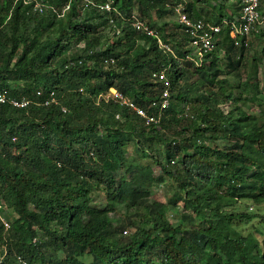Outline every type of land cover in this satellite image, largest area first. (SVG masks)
<instances>
[{
    "label": "trees",
    "instance_id": "1",
    "mask_svg": "<svg viewBox=\"0 0 264 264\" xmlns=\"http://www.w3.org/2000/svg\"><path fill=\"white\" fill-rule=\"evenodd\" d=\"M174 1L0 0V89L34 102L27 110L0 105V206L12 213L8 230L0 221V264H16V255L27 264H264V239L255 252L253 235L227 229L240 220L264 226V214L227 210L251 187L252 201L264 203V118L236 107L251 86L241 78L246 55L254 40L264 42V26L235 46L222 25L217 48L196 67L184 60L192 50L180 24V34L164 33ZM184 2L189 18L214 25L237 24L241 9L240 0ZM135 15L173 54L130 26ZM164 69L170 104L159 117L151 103L161 84L151 75ZM110 88L158 122L97 102ZM50 94L60 105H43ZM135 138L138 154L128 158ZM166 179L172 194L151 201ZM85 254L89 262L79 259Z\"/></svg>",
    "mask_w": 264,
    "mask_h": 264
},
{
    "label": "built area",
    "instance_id": "2",
    "mask_svg": "<svg viewBox=\"0 0 264 264\" xmlns=\"http://www.w3.org/2000/svg\"><path fill=\"white\" fill-rule=\"evenodd\" d=\"M260 4L261 0H240L241 9L237 24L234 22L222 21L220 25H214L203 20L195 21L189 18L185 10L184 0H175L173 5H171L172 10L174 11L173 14L177 23L180 24L181 29L186 36L188 45L192 50V54L185 55L184 60L194 63L196 67H200L205 57H209L217 48L222 25L229 26V35L234 40L235 46L240 43L241 39H245L244 43L247 45L249 36L264 26V11L262 10L261 13L259 10ZM33 8L38 12H42V6L39 3H35ZM100 8L105 10L112 9L108 3L103 4ZM128 23L135 31L157 38L159 49L173 54L170 46L163 44L161 40H159L156 31L150 28L145 20H142L135 15L128 20ZM118 33L119 30H116V34ZM112 62L111 59L105 60V63ZM151 77L161 84V90L158 93L159 100H153L151 103L152 107L158 109V116L160 117L162 110L168 108L170 104V80L167 78L165 69L159 72H153ZM36 94L39 95L40 93L37 92ZM96 99L97 101L102 99L105 102L114 101L119 106L132 110L136 115L144 119L146 124L157 123L159 120V117L155 118L153 115L146 113L145 110L139 108L128 97L122 95L115 89H109L106 94H101ZM32 104H34V102L27 96L21 95L14 97L10 94L8 89H0V105H9L14 109L27 110ZM51 104L60 105L58 100L52 94H50V98L47 99L43 105L49 106ZM61 111L65 113L66 108L61 106ZM185 111H187V108ZM118 118L119 116L117 115L116 119ZM0 221L5 230L10 228L9 221L2 216L1 212ZM16 262L17 264H26L19 255H16Z\"/></svg>",
    "mask_w": 264,
    "mask_h": 264
},
{
    "label": "rangeland",
    "instance_id": "3",
    "mask_svg": "<svg viewBox=\"0 0 264 264\" xmlns=\"http://www.w3.org/2000/svg\"><path fill=\"white\" fill-rule=\"evenodd\" d=\"M223 1V0H222ZM231 3L234 2L235 5H237L238 0H228ZM262 10L264 11V6H262ZM153 18L156 20L154 14ZM156 23L159 21H155ZM161 22H165V34H169L172 31L175 32L177 30V25L175 22V19L173 16H167L161 20ZM155 29L158 30L157 27H159L157 24H155ZM103 33L106 34L109 41L112 42V37L109 34L108 28L106 30H102ZM179 33V32H178ZM180 34V33H179ZM254 48L250 50V52L246 55V66L241 71V78L242 80L249 79V83L251 86L248 88L245 100H241L237 104V109L241 112H251L254 113L255 116L258 118H264V115H262V111H264V42L261 43L259 40H254ZM256 61V62H254ZM248 76H251L248 78ZM226 78V75L221 74V79ZM235 84H237L238 80L235 79ZM254 83H257V90L254 89ZM236 94L237 96H241L243 98V94H241L238 89L236 88ZM255 95L256 99L255 101H246V99L250 98L251 96ZM60 103V102H59ZM221 108L226 112L228 111V106H221ZM140 142L138 138L130 139L129 142H127L126 150H127V157H134L136 154H138V149L136 148L135 143ZM224 141H217L218 145H222ZM161 144L156 145V147H159L158 149L162 151L164 149V146H160ZM159 153L158 151H156ZM162 156L161 154H159ZM148 157V156H147ZM146 157V158H147ZM145 161H148V159H145ZM158 169V168H157ZM157 173H155L156 175ZM174 187V182L171 179H166L165 182L157 187H153L150 192V200L151 201H160V202H166L168 197L172 194V189ZM256 189L251 187L248 191H246L245 196L240 198L238 204L234 206L231 209H227L229 212L234 214H243V213H249L254 214L256 216H260L264 214V203H257L252 201L253 197L256 195ZM94 201L97 203L99 208H102L104 205H106V200L104 198V194L101 191L97 194L96 197H94ZM1 208L2 216L5 217L7 220L12 221V213H9L10 211L6 210L4 208ZM119 215V208L116 209L114 212L109 213L110 218H117ZM228 226V225H227ZM225 226L224 229L227 227ZM227 229L231 231L233 234H235V231L242 235H248L251 234L254 237V247L255 252H258V247L261 246L262 240L264 239V226L261 224L259 219H253L249 222L245 220H240L237 222L231 223V226H228ZM127 234L131 233L130 228L124 229ZM124 232V231H123ZM258 246V247H257ZM79 259L84 260L85 262H89L90 258L87 254L79 257Z\"/></svg>",
    "mask_w": 264,
    "mask_h": 264
},
{
    "label": "clouds",
    "instance_id": "4",
    "mask_svg": "<svg viewBox=\"0 0 264 264\" xmlns=\"http://www.w3.org/2000/svg\"><path fill=\"white\" fill-rule=\"evenodd\" d=\"M175 19V21H176V18H174ZM177 22V21H176ZM112 23V22H111ZM113 28H114V30H115V26H113ZM118 35V34H117ZM186 43H187V45H188V42H187V39H186V41H185ZM171 48V47H170ZM171 50H172V52H173V49L171 48ZM180 61H181V58L179 59ZM207 61V63H208V60H206ZM104 63H105V61H104ZM110 89H114V88H110ZM116 90V89H115ZM101 95V94H100ZM99 96V95H98ZM96 101H97V99H96ZM97 102H99V101H97ZM119 116V113H117L116 115H115V119H116V116ZM117 120H119V118L117 119ZM201 142V141H200ZM173 218V216H172V214L170 215V217H169V220L170 219H172ZM123 234H126V231H124L123 232ZM20 256V255H19ZM25 262H26V264H27V261L22 257V256H20ZM15 262H16V258H15ZM16 264H17V262H16Z\"/></svg>",
    "mask_w": 264,
    "mask_h": 264
},
{
    "label": "crops",
    "instance_id": "5",
    "mask_svg": "<svg viewBox=\"0 0 264 264\" xmlns=\"http://www.w3.org/2000/svg\"><path fill=\"white\" fill-rule=\"evenodd\" d=\"M226 14H232V10H231V9L226 10ZM234 16H235V14H234ZM185 43H186V42H185Z\"/></svg>",
    "mask_w": 264,
    "mask_h": 264
}]
</instances>
